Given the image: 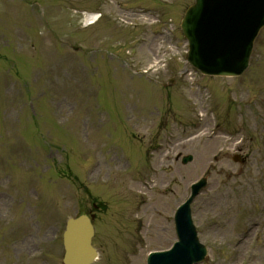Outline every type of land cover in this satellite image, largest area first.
Returning <instances> with one entry per match:
<instances>
[{
	"label": "rangeland",
	"instance_id": "1",
	"mask_svg": "<svg viewBox=\"0 0 264 264\" xmlns=\"http://www.w3.org/2000/svg\"><path fill=\"white\" fill-rule=\"evenodd\" d=\"M192 2L0 0V264H62L83 211L94 264H145L203 175L201 264H264V28L240 77L202 76L179 27Z\"/></svg>",
	"mask_w": 264,
	"mask_h": 264
},
{
	"label": "water",
	"instance_id": "2",
	"mask_svg": "<svg viewBox=\"0 0 264 264\" xmlns=\"http://www.w3.org/2000/svg\"><path fill=\"white\" fill-rule=\"evenodd\" d=\"M264 24V0H196L181 27L190 43L188 61L210 75H239L246 68L252 41ZM190 160V157L183 161ZM203 183L194 186L193 195ZM179 243L152 264H190L205 250L198 244L188 207L177 217ZM92 228L84 216L69 220L64 234V264H90Z\"/></svg>",
	"mask_w": 264,
	"mask_h": 264
},
{
	"label": "bare ground",
	"instance_id": "3",
	"mask_svg": "<svg viewBox=\"0 0 264 264\" xmlns=\"http://www.w3.org/2000/svg\"><path fill=\"white\" fill-rule=\"evenodd\" d=\"M97 20V16L94 15V14H87V17H86V24H91L93 22H95ZM137 183H134L133 186H136ZM253 229H250L249 231L251 232ZM260 258H264V255L263 253H260Z\"/></svg>",
	"mask_w": 264,
	"mask_h": 264
}]
</instances>
